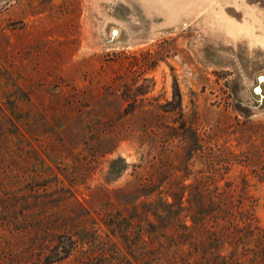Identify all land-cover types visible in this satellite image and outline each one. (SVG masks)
<instances>
[{
  "label": "rangeland",
  "instance_id": "obj_1",
  "mask_svg": "<svg viewBox=\"0 0 264 264\" xmlns=\"http://www.w3.org/2000/svg\"><path fill=\"white\" fill-rule=\"evenodd\" d=\"M226 181L264 228V0H0V264H117L107 213Z\"/></svg>",
  "mask_w": 264,
  "mask_h": 264
},
{
  "label": "trees",
  "instance_id": "obj_2",
  "mask_svg": "<svg viewBox=\"0 0 264 264\" xmlns=\"http://www.w3.org/2000/svg\"><path fill=\"white\" fill-rule=\"evenodd\" d=\"M202 186L197 195L186 199L187 207L195 209L187 211L186 215H181L182 209H188L183 206L182 195L173 197L171 201L160 197L155 202L144 203L149 208L158 209L152 212L157 220L170 225L172 238L169 239L165 238L164 231L161 233L166 226L161 228L156 221H150L140 212L134 211L128 217L121 213H107L104 226L109 231L108 237L122 239L126 250L122 252L111 244L107 250L113 256L111 258L117 264L123 261L131 264L129 259L125 260L126 253L141 264H157V261L167 264H264V228L257 223L252 212L251 196L243 191L233 192L230 181H226L222 189L217 182L211 188ZM242 188H246L245 183ZM132 219H137L134 224ZM86 239L78 237L75 241L83 243ZM75 245V242L54 244L49 251L54 257L49 256L46 264L66 258ZM186 245L188 248L184 249ZM224 247L229 250L226 254ZM101 251L103 253L97 256L103 260L101 264H105L107 256L104 249Z\"/></svg>",
  "mask_w": 264,
  "mask_h": 264
}]
</instances>
